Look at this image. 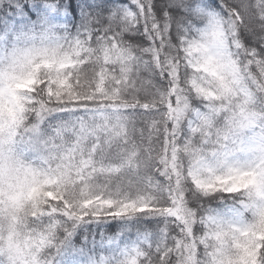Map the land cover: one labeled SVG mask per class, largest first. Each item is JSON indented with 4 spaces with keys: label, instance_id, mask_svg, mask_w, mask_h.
Wrapping results in <instances>:
<instances>
[{
    "label": "snow or ice",
    "instance_id": "snow-or-ice-1",
    "mask_svg": "<svg viewBox=\"0 0 264 264\" xmlns=\"http://www.w3.org/2000/svg\"><path fill=\"white\" fill-rule=\"evenodd\" d=\"M0 264H264V0H0Z\"/></svg>",
    "mask_w": 264,
    "mask_h": 264
}]
</instances>
